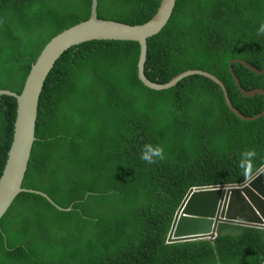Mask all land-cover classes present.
Wrapping results in <instances>:
<instances>
[{"label": "trees", "instance_id": "obj_1", "mask_svg": "<svg viewBox=\"0 0 264 264\" xmlns=\"http://www.w3.org/2000/svg\"><path fill=\"white\" fill-rule=\"evenodd\" d=\"M160 0H99L98 18L149 21ZM92 0H0V89L19 94L45 44L91 17ZM264 0H176L160 32L148 39L146 76L164 84L203 70L226 87L250 117L260 95L244 97L232 59L259 67L264 55ZM140 44L95 40L57 61L40 97L36 141L23 192L0 221V264H264V230L220 224L214 240L166 244L179 204L192 187L243 182L240 153L264 160V115L238 119L218 85L190 75L165 90L139 78ZM231 67L245 90L264 74ZM16 100L0 95V178L11 148ZM145 144L166 159H140Z\"/></svg>", "mask_w": 264, "mask_h": 264}, {"label": "water", "instance_id": "obj_2", "mask_svg": "<svg viewBox=\"0 0 264 264\" xmlns=\"http://www.w3.org/2000/svg\"><path fill=\"white\" fill-rule=\"evenodd\" d=\"M176 0H160L154 16L144 24L130 25L114 20L98 18L99 0H92L91 17L65 29L50 39L31 65L19 94L1 90L16 100V116L13 123L11 148L0 178V221L8 213L18 195L23 192L40 195L62 211L63 208L45 192L23 187L29 167L33 145L36 141V124L39 102L46 80L61 56L74 46L95 40L135 41L140 44L138 74L142 83L154 90H165L174 86L180 79L190 76H204L214 82L222 91L226 106L238 119L253 121L264 115V90H245L239 84L231 67L238 63L254 73L263 71L244 60L229 61V70L234 83L244 97L260 95L263 110L253 116L241 114L230 102L225 85L216 76L203 70H186L172 77L167 83L151 81L145 73L148 55V39L158 34L168 22ZM220 224L252 227L264 230V174L250 183L192 187L179 204L166 238V244L196 240L212 241L217 235Z\"/></svg>", "mask_w": 264, "mask_h": 264}, {"label": "clouds", "instance_id": "obj_3", "mask_svg": "<svg viewBox=\"0 0 264 264\" xmlns=\"http://www.w3.org/2000/svg\"><path fill=\"white\" fill-rule=\"evenodd\" d=\"M257 35H264V23L260 24L257 30ZM259 62L260 63L258 66L261 67L259 70H262V74H264V55L260 57ZM140 159L149 165L163 161L166 159L164 147L158 144H145L141 150ZM256 160L257 151L255 148L247 149L240 153L238 168L241 171V175L245 184L250 183L259 175L264 174V160H262L258 165L256 164Z\"/></svg>", "mask_w": 264, "mask_h": 264}]
</instances>
